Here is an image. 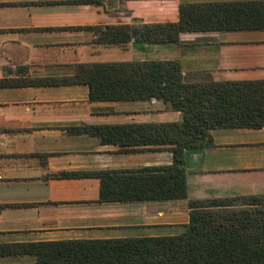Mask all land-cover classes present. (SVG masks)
Listing matches in <instances>:
<instances>
[{
    "label": "crops",
    "instance_id": "0c3cea01",
    "mask_svg": "<svg viewBox=\"0 0 264 264\" xmlns=\"http://www.w3.org/2000/svg\"><path fill=\"white\" fill-rule=\"evenodd\" d=\"M234 1L264 2L0 0V264H71L80 249L53 244L178 236L190 202L264 196L263 126L211 130V145L186 150L184 199L101 201L96 173L173 162L102 129L182 116L155 98L90 100L77 83L82 66L136 61H177L188 83L264 81V28L123 40L132 27L177 23L181 4Z\"/></svg>",
    "mask_w": 264,
    "mask_h": 264
},
{
    "label": "trees",
    "instance_id": "16d2710c",
    "mask_svg": "<svg viewBox=\"0 0 264 264\" xmlns=\"http://www.w3.org/2000/svg\"><path fill=\"white\" fill-rule=\"evenodd\" d=\"M79 2L99 4L101 0ZM179 14L177 23L132 27L123 40L177 41L182 31L264 28V2L187 3L180 5ZM81 70L83 77L77 83L88 86L90 100L155 98L182 116L177 122L102 129L112 133L120 146L168 150L173 162L136 171L96 173L101 179V201L184 199L186 150L211 145V130L264 126V81L188 83L177 61L95 63ZM100 130L96 132L104 134ZM125 135L128 140L123 143L115 139ZM206 203H189L190 220L178 236L53 245L80 249L74 260L66 261L71 264H264V196Z\"/></svg>",
    "mask_w": 264,
    "mask_h": 264
}]
</instances>
